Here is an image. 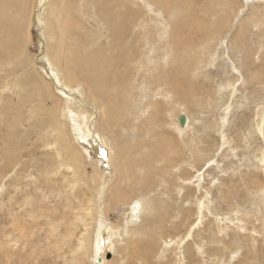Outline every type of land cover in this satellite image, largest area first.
Masks as SVG:
<instances>
[{"label": "rangeland", "instance_id": "obj_1", "mask_svg": "<svg viewBox=\"0 0 264 264\" xmlns=\"http://www.w3.org/2000/svg\"><path fill=\"white\" fill-rule=\"evenodd\" d=\"M87 1L88 8L95 4ZM189 1L193 10L181 11ZM30 4L20 27L11 15L0 19V264H102L104 257L106 264H264V0H177L172 14L156 12L161 22H169L170 31L183 34L176 49L183 50V57L192 55L195 66L190 70L191 83L180 82L189 78L186 73L172 77L178 61L166 67L165 77L173 79L172 84L168 80L169 87L165 84L156 96L152 90L156 77L143 70L137 75L130 65L132 53L140 55L143 44L151 52H146L148 59L155 56L158 67L162 64V43L156 39L153 44L150 30L140 27L143 0L107 3L113 15L125 16L112 18L114 23L122 22L127 37L126 43L115 47L112 43L121 39V28L103 25L92 16L89 22L80 18V38L90 42L84 53L95 49L100 56L106 50L102 65L108 80L82 81L72 97L61 91L48 95L38 87L52 81L42 71L48 29L36 19L38 0ZM154 15H147L151 29L158 23L150 18ZM183 18L190 21L178 26ZM194 19L204 20V31L196 29ZM216 21L225 25L223 30L219 25L214 28ZM207 31L214 37L199 45ZM168 38L172 36L164 39ZM77 61L76 72L90 69L87 61L78 57ZM134 74L132 88L127 87ZM86 75L96 77L92 72ZM80 91L85 94L83 101ZM85 91L93 92L96 99ZM66 100L73 102V113ZM95 101L104 114L117 109L118 113H110L115 116L112 122L117 121L112 132L105 127L103 112L95 115L92 131L101 136L90 158L71 124L77 111L85 120ZM58 108L59 125L69 134L71 148L60 145L54 127L45 124H50L51 112ZM182 116L190 120L179 134L175 127ZM85 136L87 141L82 143L88 145L92 133ZM170 140L178 144L180 153L167 161L160 152ZM76 147L82 154L78 164L71 160ZM112 153L114 159L123 155V195L144 198L143 211L124 236L103 229L98 239L101 254L96 256L93 246L99 225L109 220L122 232L129 212L113 192L118 176L101 202L106 218L99 217L96 191L104 179H98L97 173L111 171L108 156ZM145 179L151 180L149 186ZM200 200L205 203L202 214ZM180 238L185 241L179 252ZM112 241L113 248L106 250Z\"/></svg>", "mask_w": 264, "mask_h": 264}, {"label": "bare ground", "instance_id": "obj_2", "mask_svg": "<svg viewBox=\"0 0 264 264\" xmlns=\"http://www.w3.org/2000/svg\"><path fill=\"white\" fill-rule=\"evenodd\" d=\"M93 1L95 2V4L92 3V6L90 8H88V4L89 3H88L87 0H38L39 6H38V14L36 15V19L42 22V24L45 27V30L48 29V30H46L47 42H46V44L43 45V46H46L45 47L46 49H45V53L42 56V60H43V62H42V71L43 72H48L49 78L52 80L51 83L48 82L47 86H44V85L43 86L42 85L41 86H38L39 89L41 90V92L43 91L44 93H46L48 95L55 96L56 95L55 94L56 91H61V93L69 94L72 97L73 95L76 96V91L78 90L77 87H80L81 86V85H79L80 82L86 80V83H89V82H92L93 79H97V78L98 79H103L105 77V73H107V69H106V66L105 65H102V62H103L102 60H104L103 53H106V50H104V48H103L100 56H98V53H97V51L95 49L91 53H88V54H85L84 53V48L87 47L88 45H90V42H86L85 40H83V39L80 38V33H78V31L81 30L82 27H83L82 22L80 21V18H85L86 22H89L88 21V18L90 16H92L96 20L98 19L97 22L99 21V23H102L103 25L108 24V25H110L112 27H117L118 29L121 28V31L119 30L120 31L119 37H121V39H118L117 42L115 40V43H112V44H113V47H115L121 41H124L126 43V41H125L126 38H127V37L125 38L126 31H124L122 29L123 27L120 25V23L122 24V22H120V23H114L112 21V18L113 17H119L122 14L119 13L117 15H113V11H114L113 7L107 5L108 2H111L113 0H93ZM163 2H165L164 5H163ZM176 3H177V0H143V6L141 5V10L143 11V14H144V17L143 18H146V21L147 22H145L143 20V18H142L141 21H140V27L142 29L148 28L150 30V36L152 37V43L153 44H155L156 39L159 40L162 43V47H161V51L163 52V54L161 55L162 64L160 65V67H158L157 59L155 58V56H153L152 59H148V56L151 54V52L148 50L149 48L147 49L145 47V45L143 44L142 45L143 50L142 51L140 50V55L138 53H136V52L135 53H132L134 55V57H131V59H130V65L134 66L133 69L136 71L135 73L137 75H140V70H143L146 74H150V75H153V76L156 77V80L157 81L155 83H153V87H154L155 90L152 89L153 90V96L154 95L156 96L158 94L159 90H161V89L164 88L165 84L166 85L168 84V87H169L170 82L172 84L173 79H172V81H170L169 79H166V77H165V71L164 70L166 69V67H168L169 65H171L173 62L176 63V61H178L179 62V66L176 69H174L175 66L177 65L176 64L172 68V70H171L172 77H174L175 74L180 76V75H183V73H186V74H189V78L190 79L189 78H187V79L185 78V80L180 81V82H183V83L184 82L185 83L190 82L191 83L190 70H191L192 66H194L193 65V62H192V58L193 57L190 54L187 55L188 57H186V56L183 57L182 56L183 55V53H182L183 50L182 49L181 50H177L176 49L178 47V42L181 43V41H182V35L183 34L180 33L179 30L170 31V29H169L170 28L169 22L164 21V20L161 22L158 17H155V16H159L160 15V14L159 15L156 14V12H158V11L163 12L166 15H170L169 13L172 14L173 9H175L176 7H178V6H176ZM93 5L96 6V9L94 11H92V8H95V7H93ZM30 6H31L30 0H0V19H2V21H3L4 18H6L7 16H10L11 15L10 18H14L15 17L14 18V20H15V24L14 25L20 27L21 26V23H23V21H24L25 14L29 11ZM104 6H106L107 8H104ZM192 6H193V2L192 1H189L188 3H186V5L181 6L180 7L181 8L180 10L181 11L186 10V11L190 12V10L192 9ZM40 8L42 9V12H39ZM149 8L152 10V12H151V10H149ZM147 11L149 13H154L155 15L154 16H150V18L155 19L158 22L157 25L156 26H153L152 29L150 28L152 25L151 26L149 25V24H152V22L150 20H148L149 17L147 16L148 15V12ZM33 14H34V12H33ZM189 15H191V14H189ZM34 16L32 17V20H31L32 25H33ZM188 17H190V16H188ZM121 19H125V16H121ZM201 20L200 21H197V20L194 19V21H196L195 22V27L199 31H202L204 29V27H205L204 26V22H203L204 20L203 21H201ZM188 21H190V20L188 18H185L183 20V22H181V24H179L178 26H180L182 24H186V22H188ZM148 22H149V24H148ZM147 24L149 25L148 27H146ZM158 24H160V25L158 26ZM127 25H128V23H127ZM218 25H219V27L222 28V30L225 27L224 24H222L219 21H216L214 23V28L218 27ZM210 27H212V26H210ZM105 29L108 30L109 28L108 27H105ZM118 29H117V32H118ZM19 31H20V29H19ZM15 32H17V29L15 30ZM130 32H132V31H130ZM128 34L129 33H127V35ZM213 34H215V33H212V31H207L206 34H205L206 36L204 37L203 40H201V41H205V42H201L199 45H204L205 43H208V40H210L211 38L214 37ZM166 35L167 36L168 35L172 36L171 40L169 38H168V40L164 39L166 37ZM141 37H142V35H141ZM12 41L13 40H11V43H12ZM48 42L50 43L49 45H48ZM16 49H17V47H16ZM190 49H192V48L190 47ZM113 50H114V48H113ZM14 51H15V49H14ZM146 52L149 54L148 56H147ZM173 53H175L176 55H173ZM123 54H124V56H127L125 51H123ZM155 54L156 53H154V55ZM17 55L23 56V53H18ZM118 56L120 57L121 55L119 54ZM77 57L79 59L83 60V61H87V63L90 64V69L88 67H86V68H84V70H82L83 72H76L75 63L78 62L77 61ZM113 59H114V57H111L110 60H113ZM20 60H21V58H20ZM16 62L17 61H15V63ZM18 62H20L19 59H18ZM21 62L19 64H21ZM150 63H153V65L150 66ZM109 64H111V63H109ZM22 67H24V66L22 65ZM17 68H19V67H17ZM159 68L164 73L163 72H160L159 71ZM59 70H61L62 72L64 71L63 72V75H59V73H58ZM194 70H195V66H194ZM88 72L94 73L96 75V77H92V78L90 76L88 77L86 75V73H88ZM130 72H132V71H130ZM10 76H12V75H10ZM134 77H135V74H134V76L132 78H130L126 82L125 85L126 86L127 85H130V87L132 88V86L134 84L133 81L136 80V79H134ZM107 80L108 79L106 77L103 79L104 82H106ZM168 80L170 81L169 83H168ZM180 80H182V79H180ZM3 81L5 82L7 80L4 79ZM37 85H38V83H37ZM83 86H85V84H83ZM160 86H162V88ZM178 87H180V86H178ZM170 88H171V85H170ZM236 92H237V90H236ZM80 93H81V95L78 96V97L81 98L80 100H82V98L84 99L85 94H84V91H82V92L80 91ZM85 93H86V96L87 97H90L91 99H94V100L96 99V96H95V94L93 92L88 93V92L85 91ZM168 94H169L168 95L169 97L172 95V93L170 91H169ZM152 99L153 98H151V100ZM96 102L97 101H95L94 104H96ZM153 102H151V103L153 104ZM66 104H67V107L73 113V108H72L73 107V102L72 103H69V101L66 100ZM112 106H114V105H112ZM115 106H117V105H115ZM108 107H110V106H108ZM93 108H94V111L93 112H90L89 114H87V117H85V120H83L80 117V114L81 113L79 111H77L76 112V114H77V120L74 119V121H73L74 123L71 124V127L73 129V132L76 135H78L77 141L82 146V148H83L82 151L85 152V154L87 155V157H90V154L94 152V150H95L94 149L95 144L97 145V139H99V137L101 136L100 134L98 136L97 135V132H93L92 131V128L95 129V127H94V125H95V115H99V114L101 115V112H103V109L102 108L100 109V106H98L97 104H96V107L93 106ZM113 109H115V107ZM79 110L80 111H83L84 108H82V106H81ZM109 111L110 112H108L107 114H104V112H103V114H104L105 127L107 128V130H109L110 132H112L113 131L112 129H114V124L117 121L116 122H114V121L112 122V119H114V118H112V116H114V114H110V113H113V111H115L116 114H117L118 113L117 112L118 109L117 110H112V111L109 110ZM62 112L64 113V108L62 109ZM51 114L54 117H53V119H52V121L50 122L49 125L47 123H45L46 126L47 127H54L53 130H52V132L55 131V133H56L55 139H56V141L60 145H63L64 148H69V147L71 148V144H70L71 143V140L69 138V134L66 133L62 129L63 126H60L59 125V121L61 119L60 118V115H61L60 114V108L55 109V110H52ZM84 114H86V113H84ZM75 120H76V122H75ZM178 120L179 119H177V123H176L177 124V128L175 127V129L177 130V132L179 134H183L186 131V127L189 126V120L190 119L187 118V117H185V122L183 124L180 121L178 122ZM77 122H79V125L77 124ZM78 126H79V128H77ZM175 129H173V130L175 131ZM88 133L89 134L92 133V139L91 140H88V142H87L88 145L90 146V148L88 147L87 144L84 145L82 143V142H85L86 143L87 137L85 136V134H88ZM171 137L174 140V137L172 135H171ZM88 139H90V138H88ZM104 139L107 140L106 137H104ZM99 141H101V140H99ZM121 144H122V142H121ZM105 146H107V143H106ZM178 148H179L178 144L177 143H174V142H172L170 140V141H168V148L162 150V152H160V155L164 159H166L167 161H169L168 157H171V156H173L175 154L180 153ZM77 150H78V148L77 149H74V153H73L74 156H72V159L71 158L70 159L72 160L73 163H77L78 164V162L81 161L82 154L79 153ZM122 151H124L123 148H122ZM119 154L120 155L118 156L117 159L116 158L114 159L113 153L112 154H109V156H108V159H109V162H110V163H108V165L110 164L109 166H110L111 171L110 170H108L109 172L108 171L107 172L104 171L103 175H100L99 173H97L99 171H97L95 169L97 171L96 173H97L98 179H104V180H102V183L101 184L98 183L99 184L98 185V188H97L98 191H96V192H98V198H97L98 199V202H97L98 204H97V206L99 208V214H100L99 217L105 219L106 217H105V213H104V208L102 207L101 202H102L103 198L105 197V194L107 193L108 188H110V186H111V184H110L111 181L113 179H115L116 177L119 176L118 179H120V181H118L119 183H117L115 185V187H113L114 188V191L113 192H114V194L116 193V195L118 196V198H120V201H122L123 204H127L128 205V209L125 206L126 207L125 209L129 210L128 217H127V219H126V221L124 223V226H122V228L119 227V228H121L122 232L117 231L118 229L116 230L115 225H113L112 223L109 222V220H107L106 223L105 222L104 223L102 222L99 225L101 227L97 231V235H99L102 232L103 229L107 233H109L111 231V229H112L115 232L114 234L123 235V236H124V234H128L129 233L128 228L131 227V226L128 227V225H130V224L133 225L136 221L140 220V216H141L142 211H143V207L142 206H143V203H144L143 202L144 201L143 200L144 198H141L140 197V198H131V199L129 198L128 199V197H127L128 195L125 196L122 193L123 190H124L123 187L125 186V180H123V178H122V176L124 175V172H123V169H122L123 166L120 163V160H122L123 155L121 153H119ZM91 156H92V154H91ZM153 159H154V157H153ZM99 160L102 161L101 159H99ZM93 162H96V161H93ZM96 164H97V162H96ZM123 164H125V163H123ZM97 165H95V166H97ZM126 170H127V168H126ZM158 176H160V175H158ZM98 179H95V181L98 180ZM145 181H146V184L149 186L150 183H151L150 182L151 180L150 179H145ZM144 185H145V183H144ZM151 190H153V189H151ZM114 198L116 199V197H114ZM146 199H147V197H146ZM94 201H96V200H94ZM198 204H199V206H198L199 211L201 212L202 209L205 206V203H204L203 200H200L198 202ZM148 207H149V205H148ZM121 208H123V207H121ZM147 210H149V209H147ZM200 212H199V214H200ZM201 214H202V212H201ZM97 216L98 215H96L95 217H97ZM94 229H95V227H94ZM189 234H190V231L186 235L188 236ZM135 236H136V234H135ZM100 237H101V235H99V237H96V242H95V245L93 246L94 247V252H95L94 254L96 256L98 254H101V249H100L101 247H100L99 242H98V239ZM110 240H112V239H110ZM182 240H183V238H180V241L177 242L180 245L179 246V252L181 251V248H182V246H181ZM183 241H185V240H183ZM112 248H113V241L111 243V247L109 248V246H107L106 250L107 249H112ZM225 249L227 250V248H225ZM132 252H134L136 254H139V253L136 252V250L135 251H132ZM105 254H106V252L103 253V256ZM216 255L217 256H221L220 254H218V250H217V254ZM181 257L182 256H180V258ZM102 264H106V258L105 257H104V263H102Z\"/></svg>", "mask_w": 264, "mask_h": 264}, {"label": "water", "instance_id": "obj_3", "mask_svg": "<svg viewBox=\"0 0 264 264\" xmlns=\"http://www.w3.org/2000/svg\"><path fill=\"white\" fill-rule=\"evenodd\" d=\"M180 122H181L182 124L185 122V117H184V116L180 117Z\"/></svg>", "mask_w": 264, "mask_h": 264}]
</instances>
